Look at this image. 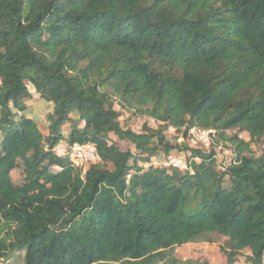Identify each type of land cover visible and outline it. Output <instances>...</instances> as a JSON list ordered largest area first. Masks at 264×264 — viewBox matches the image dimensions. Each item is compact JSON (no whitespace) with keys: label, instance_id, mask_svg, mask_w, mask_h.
Here are the masks:
<instances>
[{"label":"trees","instance_id":"obj_1","mask_svg":"<svg viewBox=\"0 0 264 264\" xmlns=\"http://www.w3.org/2000/svg\"><path fill=\"white\" fill-rule=\"evenodd\" d=\"M59 141L99 162L82 173ZM171 153L191 171L144 168ZM217 238L227 264H262L264 0H0V264H209L175 250Z\"/></svg>","mask_w":264,"mask_h":264},{"label":"rangeland","instance_id":"obj_2","mask_svg":"<svg viewBox=\"0 0 264 264\" xmlns=\"http://www.w3.org/2000/svg\"><path fill=\"white\" fill-rule=\"evenodd\" d=\"M37 98V97H36ZM28 106L27 116L31 119L35 120L39 124V128L42 132L46 131V122L45 117L51 111V107L47 104H43L38 101V99H31L26 101ZM118 112H120L119 122L124 128L133 129L134 131H139L140 127L143 124H147L149 127L155 129L158 125L151 121L146 120L145 118H131L127 112H122L118 108H116ZM68 130V127L66 128ZM166 135L171 138H176V132L174 129L166 131ZM113 140L115 138L111 136ZM181 141V140H180ZM185 143L187 146L193 148H202V146L195 140L188 139ZM119 147L121 149H125V144L118 142ZM215 152L218 155V160L222 161L224 158L226 159L225 163L227 164L230 160V152L226 151L223 148H218L216 146L213 147ZM211 149V146L209 150ZM107 168L111 169L108 165ZM11 177L14 182H19L21 180V172L19 170H15L11 173ZM191 210L190 206L184 208V212L187 213ZM216 244H187L181 247L176 248L175 256L181 261L185 260H206L209 264H227L223 254L219 250V246L223 243V239H216ZM245 254L238 259L235 264H247L245 262ZM10 264H21V261H11Z\"/></svg>","mask_w":264,"mask_h":264},{"label":"built area","instance_id":"obj_3","mask_svg":"<svg viewBox=\"0 0 264 264\" xmlns=\"http://www.w3.org/2000/svg\"><path fill=\"white\" fill-rule=\"evenodd\" d=\"M212 134L213 132L210 130L204 131L195 128L190 129L188 132L190 139L197 141L202 146V149L206 151L212 146ZM51 152L56 158L66 159L73 167L81 169L82 173H84L90 165L99 162L96 148L88 143L69 144L65 141H59L52 148ZM188 157L189 156L184 153H171L162 162L153 160L151 163L145 164L144 168H148L149 166L175 168L180 172H187L191 171L188 165ZM195 161H198V159H195ZM49 171L56 173L60 171V168L56 166L50 167ZM129 178L130 176L128 175L127 180ZM262 264H264V252L262 254Z\"/></svg>","mask_w":264,"mask_h":264},{"label":"crops","instance_id":"obj_4","mask_svg":"<svg viewBox=\"0 0 264 264\" xmlns=\"http://www.w3.org/2000/svg\"><path fill=\"white\" fill-rule=\"evenodd\" d=\"M152 121V120H151ZM127 129V128H126ZM130 130H132V131H134L133 129H130ZM134 132H137V131H134ZM107 169H109V168H107ZM110 170V169H109Z\"/></svg>","mask_w":264,"mask_h":264}]
</instances>
